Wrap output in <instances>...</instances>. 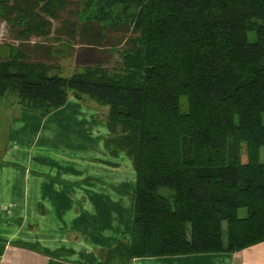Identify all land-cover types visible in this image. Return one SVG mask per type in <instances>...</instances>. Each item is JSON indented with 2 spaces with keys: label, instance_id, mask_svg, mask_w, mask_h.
Listing matches in <instances>:
<instances>
[{
  "label": "trees",
  "instance_id": "obj_1",
  "mask_svg": "<svg viewBox=\"0 0 264 264\" xmlns=\"http://www.w3.org/2000/svg\"><path fill=\"white\" fill-rule=\"evenodd\" d=\"M80 5L79 24L59 16L64 0H0V17L21 47L47 38L52 21L56 34L101 50L118 45L106 47L108 34L123 36L117 68L87 60L66 77L51 74L35 49L10 48L0 59V97L14 95L40 117L69 96L106 109L104 148L124 154L136 179L131 238L104 263L231 254L264 242V0ZM42 50L48 60L50 48Z\"/></svg>",
  "mask_w": 264,
  "mask_h": 264
},
{
  "label": "crops",
  "instance_id": "obj_2",
  "mask_svg": "<svg viewBox=\"0 0 264 264\" xmlns=\"http://www.w3.org/2000/svg\"><path fill=\"white\" fill-rule=\"evenodd\" d=\"M107 137L104 108L88 100L69 96L44 117L15 110L0 142V264H105L131 238L135 172ZM129 264H264V242Z\"/></svg>",
  "mask_w": 264,
  "mask_h": 264
},
{
  "label": "rangeland",
  "instance_id": "obj_3",
  "mask_svg": "<svg viewBox=\"0 0 264 264\" xmlns=\"http://www.w3.org/2000/svg\"><path fill=\"white\" fill-rule=\"evenodd\" d=\"M83 0H64L65 7L63 11L60 12L59 16L67 18L71 23L79 24V10H81L80 2ZM58 25L55 21H52V28L50 35L43 38H32L30 42L36 43L39 47L50 48V57L48 60L41 58V53L45 52L42 48H33L31 44L24 45L21 47L22 41H19L16 37L17 29L13 28L8 24L2 17H0V59L7 58L10 53V48L21 49L26 52L37 51L38 56L51 67V74H60L62 76H70L74 72L79 71L86 65L87 60H98L101 61L104 66L109 70L116 69L120 63V58L118 56V51L122 49V44L125 37L118 34L110 33L108 34V41H106V47L109 44V39L112 43L118 44L114 49L104 48L101 50L96 45L88 46L84 44V41L80 39L79 36L69 40L63 34H56L55 29ZM251 39L252 36L249 35ZM21 47V48H20ZM35 49V50H33ZM35 55H37L35 53ZM34 57H32L33 59ZM20 105L17 103V98L14 95L0 97V142L4 132L7 130L11 120L15 117V110L18 109ZM184 109V108H182ZM106 114V109L104 108V115ZM246 159L245 149L242 146L241 149V160ZM259 160L264 163V147L259 150ZM246 216L245 209H240L238 211V217L244 218ZM222 238L225 239V224H222Z\"/></svg>",
  "mask_w": 264,
  "mask_h": 264
}]
</instances>
